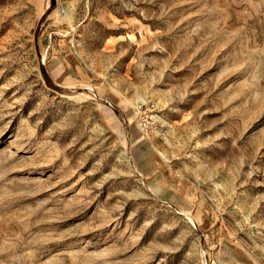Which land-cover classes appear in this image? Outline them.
<instances>
[{
  "label": "rangeland",
  "instance_id": "1",
  "mask_svg": "<svg viewBox=\"0 0 264 264\" xmlns=\"http://www.w3.org/2000/svg\"><path fill=\"white\" fill-rule=\"evenodd\" d=\"M0 264H264V0H0Z\"/></svg>",
  "mask_w": 264,
  "mask_h": 264
}]
</instances>
